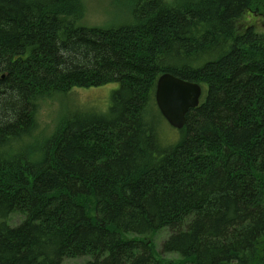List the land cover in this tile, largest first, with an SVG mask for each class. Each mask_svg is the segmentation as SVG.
<instances>
[{
  "label": "trees",
  "instance_id": "16d2710c",
  "mask_svg": "<svg viewBox=\"0 0 264 264\" xmlns=\"http://www.w3.org/2000/svg\"><path fill=\"white\" fill-rule=\"evenodd\" d=\"M127 2L101 28L82 0H0V264H171L163 230L178 264H264V0ZM167 73L203 97L165 147ZM111 84L37 138L44 101Z\"/></svg>",
  "mask_w": 264,
  "mask_h": 264
},
{
  "label": "rangeland",
  "instance_id": "374dc122",
  "mask_svg": "<svg viewBox=\"0 0 264 264\" xmlns=\"http://www.w3.org/2000/svg\"><path fill=\"white\" fill-rule=\"evenodd\" d=\"M85 10V19L82 25L86 27L111 28L128 26L133 23L130 14L129 4L127 0H82ZM251 24H255L257 28L264 30L261 22H256V17L248 16L246 18ZM118 88V84L92 89H75L74 91L64 94V98L50 99L41 104L39 114L40 128L37 132V138L52 135L61 120V118L72 111L79 112H106L111 104L112 91ZM155 127L159 142L163 146H171L177 144L182 139V133L171 127L165 119L156 116ZM8 224L15 226L23 221V216L17 214L6 220ZM0 222H3L0 219ZM168 230H163L156 234L150 241L156 248V258L178 264L182 258L178 254L161 253L164 241L169 237ZM264 247V243L262 244ZM88 258H77L65 260L64 264H81Z\"/></svg>",
  "mask_w": 264,
  "mask_h": 264
},
{
  "label": "water",
  "instance_id": "95a60500",
  "mask_svg": "<svg viewBox=\"0 0 264 264\" xmlns=\"http://www.w3.org/2000/svg\"><path fill=\"white\" fill-rule=\"evenodd\" d=\"M202 96L200 84L167 73L158 80L155 98L166 121L181 130L186 126L187 114L200 105Z\"/></svg>",
  "mask_w": 264,
  "mask_h": 264
},
{
  "label": "bare ground",
  "instance_id": "6f19581e",
  "mask_svg": "<svg viewBox=\"0 0 264 264\" xmlns=\"http://www.w3.org/2000/svg\"><path fill=\"white\" fill-rule=\"evenodd\" d=\"M217 263V262H216Z\"/></svg>",
  "mask_w": 264,
  "mask_h": 264
}]
</instances>
